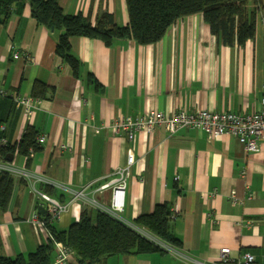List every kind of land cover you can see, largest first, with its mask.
<instances>
[{"label":"crops","instance_id":"obj_1","mask_svg":"<svg viewBox=\"0 0 264 264\" xmlns=\"http://www.w3.org/2000/svg\"><path fill=\"white\" fill-rule=\"evenodd\" d=\"M59 3L64 12L81 13L91 23L104 11L118 25L128 22L125 0ZM14 8L0 24V92L6 93L0 94V130L13 143L32 126L45 140L29 166L16 153L11 160L0 159L35 176L29 182L12 175L8 208L0 210V255L26 254L48 242L46 229L38 225L35 230L28 221L40 205L45 207L33 188L49 185L50 196L67 205L51 223L57 229L76 221L85 207L96 210L92 199L107 205L111 190L96 188L126 165L131 145L135 161L123 222L133 224L138 215L167 202L173 213L170 231L181 244L159 242L162 252L114 255L104 264H217L221 247H229L233 259L250 252V264H264V138L248 153L226 133L214 138L195 128L168 134L157 127L149 134L136 131L129 142L107 127L116 116L134 117L149 109L256 111L264 97V10L257 14L254 37L242 46L218 41L200 13L176 20L159 41L147 45L125 39L106 47L97 39L71 37V51L80 62L74 77L55 54L56 32L36 23L28 3L19 12ZM88 73L98 86L87 80ZM36 81L52 87L53 95L34 98L31 113L25 114L14 97L32 96ZM7 96L12 101L3 99ZM80 191L85 198L74 197ZM68 264H77L73 254Z\"/></svg>","mask_w":264,"mask_h":264},{"label":"trees","instance_id":"obj_2","mask_svg":"<svg viewBox=\"0 0 264 264\" xmlns=\"http://www.w3.org/2000/svg\"><path fill=\"white\" fill-rule=\"evenodd\" d=\"M128 22L118 25L111 13L99 14L95 23L81 13L68 14L62 9L59 0H0V24L9 19L12 9L22 10L28 3L31 14L38 25L56 32L55 54L67 63L72 75L78 77L80 62L72 53L70 38L84 36L97 39L106 47L116 42L129 39L139 45L159 41L167 28L176 20L200 13L208 25L209 32L224 45L237 43L242 46L254 37L257 14L264 10L262 0H125ZM251 2V6L248 3ZM87 80L98 86V82L87 74ZM50 93V94H48ZM34 98H50L53 88L36 81L32 86ZM12 101L11 97H3ZM1 124V120H0ZM0 130V159L6 161L15 153L22 156L25 166L31 163L32 155L41 150L37 141L38 131L27 126L20 138L10 143ZM40 190L51 195L53 188L40 185ZM13 176L0 172V210L5 211L11 198ZM171 208L167 202L158 203L149 213L138 215L133 224L146 229L160 240L172 246H179L180 240L170 231ZM42 219L53 238L68 248L76 257L77 264H104L106 258L114 255L148 254L164 251L161 246L138 233L129 225L111 215L85 207L76 221L65 229H57L51 223L55 219L45 212ZM54 253V246L48 242L39 245L34 251L18 254L14 257L0 255V264H49Z\"/></svg>","mask_w":264,"mask_h":264},{"label":"built area","instance_id":"obj_3","mask_svg":"<svg viewBox=\"0 0 264 264\" xmlns=\"http://www.w3.org/2000/svg\"><path fill=\"white\" fill-rule=\"evenodd\" d=\"M262 25L264 28V13L262 16ZM17 57V54L14 55ZM5 95L6 93L0 92ZM15 102L23 108L25 114H30L34 107V97L32 96H16ZM115 132H121L126 135V139L131 142L134 139L136 131H144L149 134L157 127H163L168 134H173L182 128H195L204 131L210 137H219L226 133L233 135L243 146L246 152H254L258 149L259 142L264 138V97L260 101V106L256 111L247 114H237L231 111L214 112L206 109H199L195 112H186L178 110L172 113H164L156 109L131 116H116L107 125ZM45 140V135H39L37 141L41 144ZM5 139H0V143H5ZM135 161V155L131 145L126 150V165L117 167L112 176L102 182L97 191L106 189L111 190V197L107 205L102 204L95 199L89 202L98 210L103 211L112 217L123 222L121 213L124 208V197L127 188V179L129 176V168ZM0 172H7L11 175H19L26 181H31L35 177L26 169H17L8 162L0 161ZM37 177V176H36ZM38 179V177H37ZM35 194L44 202L46 212L52 219L57 218L59 213L63 211L67 205L61 204L57 199L43 191H36ZM74 197L85 198L83 191L75 193ZM236 200V199H235ZM173 213L171 214V217ZM28 221L36 230L40 225L46 229L54 246L53 259L49 264H68V259L72 253L71 249L55 240L50 234L38 211H34ZM132 227L131 223H127ZM138 227V226H137ZM135 229V227H132ZM229 247H221L218 253L217 264H250L254 261V256L250 252H244L239 258L230 257Z\"/></svg>","mask_w":264,"mask_h":264},{"label":"rangeland","instance_id":"obj_4","mask_svg":"<svg viewBox=\"0 0 264 264\" xmlns=\"http://www.w3.org/2000/svg\"><path fill=\"white\" fill-rule=\"evenodd\" d=\"M132 224V223H131ZM132 227H135L134 230H136L138 233H140L142 236L148 238V239H151L157 243L159 242H163L165 243L164 241L160 240L159 238H157L156 236H154L152 233H150L149 231H147L146 229L144 228H141V227H137L136 225H131ZM167 245V243H165Z\"/></svg>","mask_w":264,"mask_h":264},{"label":"water","instance_id":"obj_5","mask_svg":"<svg viewBox=\"0 0 264 264\" xmlns=\"http://www.w3.org/2000/svg\"><path fill=\"white\" fill-rule=\"evenodd\" d=\"M51 30H53V28H51ZM9 160H11V157H8ZM38 212L43 215L46 211L45 207L43 205H40L38 208H37Z\"/></svg>","mask_w":264,"mask_h":264}]
</instances>
